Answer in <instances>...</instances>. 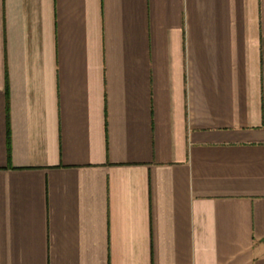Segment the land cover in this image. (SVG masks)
Here are the masks:
<instances>
[{
  "label": "crops",
  "instance_id": "obj_1",
  "mask_svg": "<svg viewBox=\"0 0 264 264\" xmlns=\"http://www.w3.org/2000/svg\"><path fill=\"white\" fill-rule=\"evenodd\" d=\"M0 264H264V0H0Z\"/></svg>",
  "mask_w": 264,
  "mask_h": 264
},
{
  "label": "trees",
  "instance_id": "obj_2",
  "mask_svg": "<svg viewBox=\"0 0 264 264\" xmlns=\"http://www.w3.org/2000/svg\"><path fill=\"white\" fill-rule=\"evenodd\" d=\"M8 116V110L6 109V117Z\"/></svg>",
  "mask_w": 264,
  "mask_h": 264
}]
</instances>
